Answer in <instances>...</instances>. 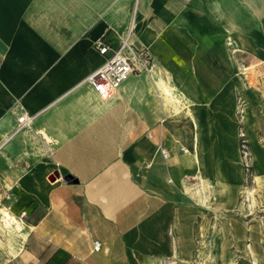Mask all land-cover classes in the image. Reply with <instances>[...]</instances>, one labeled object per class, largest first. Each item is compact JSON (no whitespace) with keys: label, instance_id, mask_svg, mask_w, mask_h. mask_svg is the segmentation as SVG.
<instances>
[{"label":"crops","instance_id":"obj_1","mask_svg":"<svg viewBox=\"0 0 264 264\" xmlns=\"http://www.w3.org/2000/svg\"><path fill=\"white\" fill-rule=\"evenodd\" d=\"M131 24L151 70L103 98L82 82L104 60L95 43ZM245 68L264 72V0H0V166L22 243L54 247L21 264L187 260L206 207L194 185L222 198L241 178ZM22 113L34 118L9 139Z\"/></svg>","mask_w":264,"mask_h":264},{"label":"rangeland","instance_id":"obj_2","mask_svg":"<svg viewBox=\"0 0 264 264\" xmlns=\"http://www.w3.org/2000/svg\"><path fill=\"white\" fill-rule=\"evenodd\" d=\"M258 72L263 73L261 77L257 76ZM243 76L246 88L255 94L248 99L242 93L237 96L241 178L237 183H228V190L222 198L217 197L219 190L215 183H210V188H204L208 195L205 213L196 223L194 245L189 258L181 260L173 253L158 264H264V72L245 68ZM255 152L263 157L260 168L254 158ZM235 167L236 165L228 166L230 177L234 176ZM10 168L11 166H0V207L10 206L13 214L15 197L10 193L13 183L7 179V169ZM17 216L25 220L24 211ZM6 230L0 220V257L7 264H10L12 257L10 247L19 253L33 250L41 258L54 248L41 245L40 235L37 234L34 241H31L33 245L23 244L22 235L24 239L26 236L24 232L22 235L21 232L13 233L12 245H9ZM22 253L13 257V264L28 261ZM54 256L56 258V252L51 258ZM38 264L48 263L41 260Z\"/></svg>","mask_w":264,"mask_h":264},{"label":"built area","instance_id":"obj_3","mask_svg":"<svg viewBox=\"0 0 264 264\" xmlns=\"http://www.w3.org/2000/svg\"><path fill=\"white\" fill-rule=\"evenodd\" d=\"M132 30L131 24L126 33L120 36L117 45L102 38L95 43V47L104 56V60L82 82L90 85L103 98L113 95L131 73L151 70L152 56L149 48L135 42ZM33 118L32 115L22 113L17 119L14 130L8 135L9 139L16 132L28 127ZM5 143L6 141L1 142L0 146L2 147ZM100 245L99 240L93 241L95 249H98Z\"/></svg>","mask_w":264,"mask_h":264},{"label":"bare ground","instance_id":"obj_4","mask_svg":"<svg viewBox=\"0 0 264 264\" xmlns=\"http://www.w3.org/2000/svg\"><path fill=\"white\" fill-rule=\"evenodd\" d=\"M151 76V75H150ZM159 86L161 87V89H162V93H164L165 94V96H166V98L167 99H170V100H175V95H174V93L172 92V88H171V86L169 85V84H167L166 83V81L160 76V78H159ZM89 88V87H88ZM94 91V90H93ZM88 92V91H87ZM92 93V92H91ZM96 100V99H95ZM193 128V127H192ZM199 152V151H198ZM197 152V153H198ZM195 157H196V154H195ZM254 158L255 159H257V165H258V168H260V165H261V158H260V155H259V153H257V152H255L254 153ZM199 163H200V161H199ZM200 167H201V165H200ZM200 167H199V169H200ZM200 174V173H199ZM257 177V176H256ZM201 180H202V186L198 183V184H195L194 185V187H195V189H197V191L199 192L200 191V189H202V187H207V185H208V183L206 184L205 182L206 181H204V177H202L201 176ZM256 179V178H255ZM257 181H259V178H257ZM196 182V181H195ZM205 185V186H204ZM200 193V192H199ZM206 199V198H208V195H204V197L202 198V199ZM0 220H2L3 221V223H4V226L6 227V231L8 232V235H7V240H8V243H9V245H12V240H13V233H16V232H21L22 231V225H21V221L20 220H18L17 218H16V216L15 215H13L9 210H8V208L7 207H5V206H1L0 207ZM1 227H3V225L1 226ZM5 231V230H4ZM21 234H23V232L21 233ZM26 235V234H25ZM24 236V235H23ZM5 239V238H4ZM101 243V242H100ZM101 247H102V245H100L99 247H98V249H95L93 246H92V248H91V251L92 252H94V253H96V252H98L100 249H101ZM11 249V251H10V254H11V256L12 257H16V256H18L19 254H21L22 253V251L19 253L18 252V250H15V249H13L12 247H10ZM8 256V255H7Z\"/></svg>","mask_w":264,"mask_h":264}]
</instances>
